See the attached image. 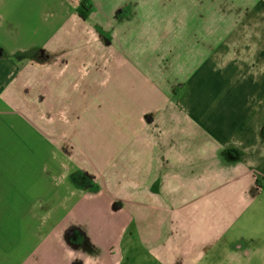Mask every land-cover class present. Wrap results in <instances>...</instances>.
<instances>
[{"label":"crops","instance_id":"obj_1","mask_svg":"<svg viewBox=\"0 0 264 264\" xmlns=\"http://www.w3.org/2000/svg\"><path fill=\"white\" fill-rule=\"evenodd\" d=\"M11 4L27 9L18 34L0 33V149L14 151L0 158L1 264H116L132 220L172 224L202 199L235 207L264 190V25L247 45L245 30L228 44L209 29L217 60L181 47L182 15L144 14L140 0ZM32 52L17 78L12 58Z\"/></svg>","mask_w":264,"mask_h":264},{"label":"rangeland","instance_id":"obj_2","mask_svg":"<svg viewBox=\"0 0 264 264\" xmlns=\"http://www.w3.org/2000/svg\"><path fill=\"white\" fill-rule=\"evenodd\" d=\"M256 1L258 0H140V4L143 5L139 10L144 14L178 13L182 15L183 21H178L177 27L181 47L190 46L195 49V52L207 51L208 48L214 51L216 48L213 49V42L206 38L209 29L211 32L220 31V37L217 40L224 33L228 44L233 40L231 37L238 29L246 31L243 33L247 40L244 42L245 45L255 41L251 35H254V31L263 28L264 25V6L259 4L254 6ZM25 9L27 7L13 6L11 0H6V3L0 6V12L2 10L3 13V17L0 15V33L18 34L17 28L21 24L22 27L26 26V21H22L24 15H15V13L25 12ZM253 13L256 14L251 22L247 24L238 22L240 17L251 18ZM239 25H241L240 28ZM28 28L31 31L34 27L28 24ZM51 28L56 29V35L62 31V27L59 28L56 22H51ZM202 30L206 32L205 35ZM135 36L136 48H141V45L146 44L147 41L142 32ZM6 39V37L2 38L0 46L6 45ZM38 39L42 41V38ZM10 45L11 43L8 46ZM222 50H225L224 46H221L218 51ZM219 54L214 51L212 55L217 56L218 60ZM32 55L33 52L21 53L20 63L12 58L13 73H15L14 70L19 69L16 73L17 78L23 75L20 73L21 68L26 67L27 59L32 58ZM254 55L256 54L250 56ZM5 77L6 75L3 79ZM242 77L247 78V76ZM10 116L0 111V119L3 123L11 121ZM1 121L0 141L11 140L9 133H1L3 129ZM23 128L22 133L17 136L25 145L28 138L26 127ZM10 152L14 151L0 149V158H10ZM23 152L27 153V150L24 149ZM62 160L64 168L72 171L73 167L68 165L69 160L66 158ZM3 170L4 174L9 172L6 166ZM83 183L84 185L80 187L85 189L87 174L84 175ZM89 185L88 187L91 188L92 184ZM203 201L205 205L195 204L189 209L182 207L177 214H173L172 224H157L153 228L146 223L139 226L136 221L132 220L125 236L115 242L117 244L113 248L114 262L116 264H167L166 260L172 257L181 261L186 260L185 263L177 262V264H264V190L257 197L245 198L235 207L228 205L231 198L202 199L199 203ZM3 254L7 253L3 252ZM9 263L3 260V264ZM28 264L39 263L28 261Z\"/></svg>","mask_w":264,"mask_h":264},{"label":"trees","instance_id":"obj_3","mask_svg":"<svg viewBox=\"0 0 264 264\" xmlns=\"http://www.w3.org/2000/svg\"><path fill=\"white\" fill-rule=\"evenodd\" d=\"M82 4H84V3L82 2Z\"/></svg>","mask_w":264,"mask_h":264}]
</instances>
